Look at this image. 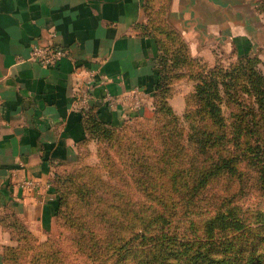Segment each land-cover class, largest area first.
Here are the masks:
<instances>
[{
  "label": "crops",
  "instance_id": "crops-1",
  "mask_svg": "<svg viewBox=\"0 0 264 264\" xmlns=\"http://www.w3.org/2000/svg\"><path fill=\"white\" fill-rule=\"evenodd\" d=\"M261 1L0 0V264L15 224L47 229L57 208L51 189L25 190L19 182H51L89 137L95 112L109 125L125 122L121 105L104 96L139 87L146 94L134 114L152 117L160 58L164 49L177 54V39L194 64L177 68L169 85L167 103L182 116L196 85L191 71L215 68L222 54L261 53L264 26L249 13ZM53 44L67 51L56 67L29 59L31 47ZM86 83L92 97L80 108L75 90Z\"/></svg>",
  "mask_w": 264,
  "mask_h": 264
},
{
  "label": "rangeland",
  "instance_id": "rangeland-1",
  "mask_svg": "<svg viewBox=\"0 0 264 264\" xmlns=\"http://www.w3.org/2000/svg\"><path fill=\"white\" fill-rule=\"evenodd\" d=\"M255 9L257 13L252 10L249 13L257 14L256 20L262 21L255 25L264 26V0ZM255 58L251 64H239L232 54L220 57L223 62L219 64L229 70L218 71L222 67L215 70L218 86L210 90V100L218 111L205 119L203 105L197 102L200 109L192 116L193 179L196 182L203 179L206 166L219 158L243 155L249 147L255 148L254 161H235L239 172L235 175L227 172L209 175L206 186L195 192L194 197H188L191 200L188 206H173L180 211L175 232H186L190 237L204 235L207 220L217 212L228 210L239 217L258 213L262 219L258 226L264 232V182L260 180L264 174V46ZM178 117V130L186 134L191 126L182 116ZM156 119L154 114L134 122L125 120L115 126H101V130L89 134L71 160L57 168L52 177L54 194L60 203L57 216L47 229L37 228L35 224L28 227L24 223L15 224L3 264H100L113 252V247L141 228L142 218L152 208L162 211L161 205H150L149 198L175 199L186 195V185H178L177 191L163 186L142 187L149 182L145 178H151L154 173H143L137 168L142 162L130 142L135 139L147 150L149 145L137 138L144 130L142 127L152 125ZM232 136L237 139L230 140ZM233 142L238 143L233 146ZM205 145L208 149L203 154ZM137 180L141 181L136 186ZM166 204L172 207L169 199ZM193 212L196 214L191 216ZM132 213L138 215L137 219L131 218ZM114 256V264H131L135 259L133 253L123 258L119 254Z\"/></svg>",
  "mask_w": 264,
  "mask_h": 264
},
{
  "label": "trees",
  "instance_id": "trees-1",
  "mask_svg": "<svg viewBox=\"0 0 264 264\" xmlns=\"http://www.w3.org/2000/svg\"><path fill=\"white\" fill-rule=\"evenodd\" d=\"M171 42L175 43L177 54H168V52H174V49H164L165 54L160 58L158 81L154 92L155 97H157L154 112L158 119L150 126L145 124L142 127L144 130L139 133L137 138L139 142L148 144V149L141 148L135 139L130 143L138 153L139 162H142V164H137V168L143 173H154L151 178H145L150 183L143 184V188L151 189L163 186L166 189L170 188L177 191L178 185H186L187 196H177L178 198L175 199L149 198L150 205L159 204L163 207L162 211L152 208L145 218H142L141 228L132 231L131 236L123 240L118 247H113V252L108 254L100 264H114L115 254L121 255L120 258H123L128 253L135 255L131 264H264V232L258 226L262 220L258 213L244 214L239 217L234 214L233 210L217 212L207 220L204 235L194 234L190 237L186 232L173 231L175 222L180 217V211L174 209L173 206H188L191 201L188 197H194L195 192L206 186L209 175L226 172L231 175L239 173L234 162L242 159L254 161L255 153L252 150L255 148H247V153L243 155L237 154L219 158L218 161L206 166L207 170H203V179H198L197 182L193 179L194 127L192 124H194V119L192 116L200 109L197 108V102L203 105L205 119H209V114L213 115L218 111L217 106L210 100V90L216 89L218 86L214 78L215 70L222 67L218 71H227L229 68H223L221 64H217L215 68L210 70L200 68L198 71L189 73L190 77L196 81V85L193 93L186 98L187 106L182 115L191 129L183 134L178 130L179 117L173 113L167 103L169 85L179 77L177 68L184 72L185 67H193L194 64L186 54L182 42L177 39H172ZM255 59V56H244L238 58L237 61L239 64L240 62L251 64ZM185 74H188V71ZM224 76H227V73ZM220 85H224V83L221 82ZM257 97L258 94L255 98L257 99ZM258 101L261 105V101L259 99ZM208 107L209 110H207ZM138 119H142L141 116L135 115L126 120V123ZM104 125L109 124L101 121L99 113L95 112L88 122L89 134L101 130L100 127ZM206 134L211 135L209 132ZM235 139L237 136L230 138V140ZM237 143L233 142L232 145ZM207 147L205 145L206 152L203 154L207 153ZM149 160L153 161L154 164L150 163ZM141 180H137L136 186ZM260 180L264 182V174L261 175ZM51 188L55 193L53 183ZM168 199L172 207L166 204ZM59 207L60 203L58 202L54 217L57 216ZM195 214L196 212H193L191 216ZM137 217L138 215L132 213V219H137ZM252 224H256V227L251 226ZM4 254L3 260H6L7 250Z\"/></svg>",
  "mask_w": 264,
  "mask_h": 264
},
{
  "label": "built area",
  "instance_id": "built-area-1",
  "mask_svg": "<svg viewBox=\"0 0 264 264\" xmlns=\"http://www.w3.org/2000/svg\"><path fill=\"white\" fill-rule=\"evenodd\" d=\"M67 55V51L58 46L56 44L50 46H33L30 48V56L29 59L33 62L40 64L43 67H56L62 58ZM86 75L90 79H94L95 72L93 70H89L86 72ZM93 84L86 83L84 85H79L75 90V99L80 108H85L88 106L89 101L91 99V94L93 91ZM146 92L139 87H134L127 93L120 96H109L105 95L104 100L108 102L111 106L113 105H121L122 107V115L125 120H129L135 114L134 112L139 113L144 103V96ZM19 188L25 190H50L52 189V183L47 182L43 183L38 179H23L18 184Z\"/></svg>",
  "mask_w": 264,
  "mask_h": 264
}]
</instances>
